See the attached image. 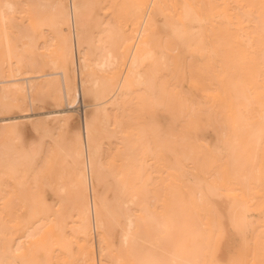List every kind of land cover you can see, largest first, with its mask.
<instances>
[{
	"label": "bare ground",
	"instance_id": "6f19581e",
	"mask_svg": "<svg viewBox=\"0 0 264 264\" xmlns=\"http://www.w3.org/2000/svg\"><path fill=\"white\" fill-rule=\"evenodd\" d=\"M46 7L31 23L49 21L53 71L31 75L35 60L14 56L3 28L0 109L49 89L58 110L37 127L68 128L81 102L80 130L56 144L68 157L58 174L50 159L32 170L36 153H0V264H264V0ZM24 36L30 53L37 35ZM14 130L0 118V140Z\"/></svg>",
	"mask_w": 264,
	"mask_h": 264
},
{
	"label": "rangeland",
	"instance_id": "374dc122",
	"mask_svg": "<svg viewBox=\"0 0 264 264\" xmlns=\"http://www.w3.org/2000/svg\"><path fill=\"white\" fill-rule=\"evenodd\" d=\"M4 1L6 0H0V40H1L0 68L3 69L4 71L3 74L6 75V70H7V68H5V52H4L6 43L3 41V37L1 36L3 28L9 33V46L12 49L13 55L16 57L30 55L35 60L36 65L30 70L31 75L34 76L39 74L41 75L53 71V67L51 66L49 61L51 60V58L53 59L56 57L57 52H55L56 42L55 39L53 38V32L52 29L50 28L49 21L48 22L44 21L43 23L42 21H40L39 22L40 25L36 24V22L33 23L34 25L35 24L38 25L37 28H35L36 25L34 26V28H32L33 26H31L33 25L31 23L32 22L31 19L32 18L35 19L36 17L35 12L37 8L42 9L39 12H37L38 13L37 15L40 18L47 20L48 14L46 13L49 10L48 7L44 8L45 2L47 0H7L13 4L12 10H7L5 8H2L4 7L3 5ZM66 2L69 3V0H66ZM38 4L42 5L43 8L38 7ZM105 4L107 3L105 2ZM100 14H101V18L104 21L113 20L111 11L109 10H104L100 12ZM1 15L5 16L6 18L5 21H2ZM30 30L37 35V39H36V49L32 50V52L29 53L27 52L28 49L26 47L28 46L27 45L28 39L24 36V34L25 32H28ZM92 36L95 37V40L98 39L97 33H94ZM12 60H15L14 57L12 58ZM42 63H45L43 67H42ZM97 75L101 77L103 74L101 71L97 70ZM57 76L58 75H54L51 77H38L34 80L37 81L38 84L39 83L42 84V81L44 79L55 78ZM78 80L79 78L76 77L77 84H79ZM42 93L44 94L42 95ZM30 94L33 98L32 104L30 103L29 98H27L28 94L25 93H24V95H26L25 99H22L21 98L22 96H20L18 93L14 95L12 94L6 100H4L6 109H0L1 110L0 118H11V123L15 124V130L13 134L10 135L8 138L0 140V153H2L5 150H9V152L14 151L10 149V147L15 149L16 151H23L30 154L36 153L33 159L30 157L32 159L31 162L32 170L34 169V171H37L41 169L44 160L50 159V163H49L50 171H54L55 174H58L63 169L68 168V159H67L68 157L65 155V151L56 150V148L58 147V146L56 147V144L58 143V141L60 142V140H64L66 137H68L71 132L77 129L80 130L81 120L79 118L81 117L80 115L81 109H83L82 104L81 102H79L77 105H75V108L78 110L77 112L72 110L66 114V116L69 117L68 128H64V127L58 128L57 127L58 124L52 120L53 118H50L49 119V122L51 120V122L49 123L50 126L55 127L56 129L54 130L52 129L51 133L44 135L43 131L39 127H37L36 121L43 118L44 113L58 110V107L49 89H47L45 92L40 90V92L37 94H33V92H31ZM83 99H84V103H83L84 105L88 106L92 103L91 98L84 97ZM84 110L85 112L89 111L88 113H90L92 108L88 106L84 108ZM78 114L80 115V117ZM17 117L19 119H17ZM23 117L26 118L28 117L29 119ZM205 140L209 143H215L216 136L212 131H207L205 135ZM104 147H106V143ZM34 176L35 174L29 177L26 180V183L32 184L34 182ZM64 176L65 177L67 176V170ZM65 180L66 182L69 181L67 180V178H65ZM48 198L52 202L58 201V197L57 196L54 197V195L51 194L48 195ZM93 236H94L93 239L97 237L96 231H93ZM95 255H97L96 259H98L99 255L97 252L95 253ZM96 264H97V260H96Z\"/></svg>",
	"mask_w": 264,
	"mask_h": 264
}]
</instances>
